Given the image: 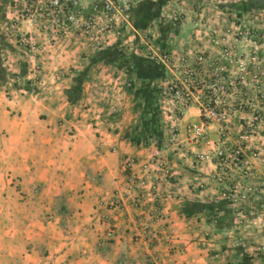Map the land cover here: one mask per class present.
I'll return each mask as SVG.
<instances>
[{
    "label": "crops",
    "instance_id": "1",
    "mask_svg": "<svg viewBox=\"0 0 264 264\" xmlns=\"http://www.w3.org/2000/svg\"><path fill=\"white\" fill-rule=\"evenodd\" d=\"M24 3L0 0V264H220L203 239L214 166L185 132L199 111L179 124L181 150L148 137L153 66L120 43L94 52L55 39ZM158 145L163 162L137 190L128 176L144 178Z\"/></svg>",
    "mask_w": 264,
    "mask_h": 264
},
{
    "label": "rangeland",
    "instance_id": "2",
    "mask_svg": "<svg viewBox=\"0 0 264 264\" xmlns=\"http://www.w3.org/2000/svg\"><path fill=\"white\" fill-rule=\"evenodd\" d=\"M32 1L30 5L46 8L50 0ZM256 1L264 3L79 0L75 13L91 29L88 35L82 31L66 36L78 38L94 52L120 43L143 70L145 64L153 66L158 108L160 89L181 77L182 60L192 66L196 57L205 59L202 72H194L197 82L211 81L213 72L218 73L223 86L220 118L206 124L200 118V124L209 142L202 154L210 160L204 162L214 166L206 177L204 250L220 264H264V4ZM190 126L185 129L187 139ZM220 152L223 161L217 158Z\"/></svg>",
    "mask_w": 264,
    "mask_h": 264
},
{
    "label": "built area",
    "instance_id": "3",
    "mask_svg": "<svg viewBox=\"0 0 264 264\" xmlns=\"http://www.w3.org/2000/svg\"><path fill=\"white\" fill-rule=\"evenodd\" d=\"M79 0H50L46 8L40 5H29L25 2L26 10L22 13L27 20L33 25L42 22L41 29L49 30L55 39L64 38L70 34L80 36V32L88 35L91 24L82 23L81 19L75 13L79 8ZM21 15V14H20ZM84 28V29H83ZM77 35V36H78ZM21 38V37H20ZM23 46H31L30 40L27 37L21 38ZM164 60H169V56L164 55ZM205 59L201 56L194 59V64L190 66L186 61L182 60L180 64L181 77L175 82H170L168 85L160 89V126L163 130V138L165 146H175L176 150H181L184 146L178 140L179 123L185 117L188 110L197 107L200 113V118L206 122H215L220 118L218 110V103L220 101L219 95L222 93L223 86L218 82V73L216 71L212 74L211 81L201 82L195 81V75L202 72V66ZM175 68V66H173ZM199 91V93H198ZM119 114L116 106H113L108 111L110 120H115ZM188 141L193 144L207 145L206 129L204 124L192 125L188 128ZM161 147H155L153 154L147 164L143 166L144 178L135 179L134 176L128 178V183L135 189L139 190L144 187L145 181L150 172L154 171L156 167L160 168L162 164ZM217 158L223 161V154H217ZM210 160L208 154H200L197 156V161L204 162ZM131 161L125 164V169L130 168ZM165 178L169 176V171H163ZM150 191H157V187L152 185ZM114 206V204H113ZM111 237V233L108 234Z\"/></svg>",
    "mask_w": 264,
    "mask_h": 264
},
{
    "label": "trees",
    "instance_id": "4",
    "mask_svg": "<svg viewBox=\"0 0 264 264\" xmlns=\"http://www.w3.org/2000/svg\"><path fill=\"white\" fill-rule=\"evenodd\" d=\"M263 2L262 1H256V4H262ZM264 4V3H263ZM77 82V80H76ZM146 87H149V85ZM150 93H151V108L149 107V111H147V114L149 117L148 118V122H146L144 125L140 124V128L142 130H144V132H148L146 135L151 136L153 137L154 139L158 140V141H161L162 139V129H161V126H160V110L158 108V104H157V91L154 89V88H148ZM76 91L77 89L75 88V90L71 91L70 94L68 95V97L71 99V98H74L75 94H76ZM144 115L146 116V113L145 111L142 112L141 116ZM144 118V117H142ZM145 135V136H146ZM148 137L146 136V138L148 139ZM136 136V139L135 140H139L140 138H138ZM159 146V145H158Z\"/></svg>",
    "mask_w": 264,
    "mask_h": 264
}]
</instances>
